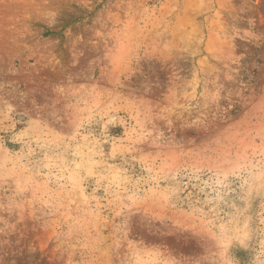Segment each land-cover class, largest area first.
I'll list each match as a JSON object with an SVG mask.
<instances>
[{
  "label": "rangeland",
  "instance_id": "obj_1",
  "mask_svg": "<svg viewBox=\"0 0 264 264\" xmlns=\"http://www.w3.org/2000/svg\"><path fill=\"white\" fill-rule=\"evenodd\" d=\"M0 264H264V0H0Z\"/></svg>",
  "mask_w": 264,
  "mask_h": 264
},
{
  "label": "trees",
  "instance_id": "obj_2",
  "mask_svg": "<svg viewBox=\"0 0 264 264\" xmlns=\"http://www.w3.org/2000/svg\"><path fill=\"white\" fill-rule=\"evenodd\" d=\"M46 33L48 34V33H50V31H46Z\"/></svg>",
  "mask_w": 264,
  "mask_h": 264
}]
</instances>
